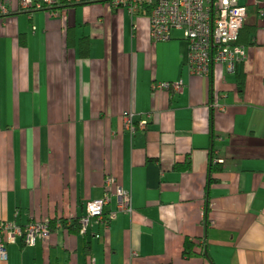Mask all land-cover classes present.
<instances>
[{
    "label": "crops",
    "instance_id": "0c3cea01",
    "mask_svg": "<svg viewBox=\"0 0 264 264\" xmlns=\"http://www.w3.org/2000/svg\"><path fill=\"white\" fill-rule=\"evenodd\" d=\"M22 2L0 0V220L83 218L106 196L116 216L34 245L18 237L0 264H264V0H239L252 17L237 73L214 64L203 78L182 36L152 41L148 16L100 0L30 14ZM212 152L225 163L216 182ZM186 237L206 250L185 259Z\"/></svg>",
    "mask_w": 264,
    "mask_h": 264
},
{
    "label": "built area",
    "instance_id": "2783aa9c",
    "mask_svg": "<svg viewBox=\"0 0 264 264\" xmlns=\"http://www.w3.org/2000/svg\"><path fill=\"white\" fill-rule=\"evenodd\" d=\"M80 1V0H76ZM96 1V0H91ZM108 1L114 8L126 9L132 16L149 13L151 38L155 43L171 40L174 30L184 32V39L189 42L187 68L192 76L207 77L214 64L225 67L228 75H235L238 67L244 63L249 51L233 46L239 31L252 17L249 5H241L239 0H101ZM48 6L55 4L54 0H46ZM42 4L35 0H23L22 9L33 12L41 9ZM144 12V13H145ZM143 13V14H144ZM264 18V13H260ZM169 88L168 83H156L154 88ZM177 90L182 87L177 84ZM225 110V106H220ZM126 128L135 133L133 115L125 116ZM146 127V122H143ZM110 202L109 196L93 200L87 205V214L82 218L86 227L92 219L102 218L105 207ZM118 211L130 212L131 197L128 192L120 189L118 192ZM111 213L109 218H114ZM62 225L58 222L57 228ZM18 237L25 239L28 245H34L37 238L49 240L51 229L49 222H35L21 227L13 222L0 220V260L8 259L7 247L16 242Z\"/></svg>",
    "mask_w": 264,
    "mask_h": 264
},
{
    "label": "trees",
    "instance_id": "16d2710c",
    "mask_svg": "<svg viewBox=\"0 0 264 264\" xmlns=\"http://www.w3.org/2000/svg\"><path fill=\"white\" fill-rule=\"evenodd\" d=\"M75 2H76V0H63V1H61V3L55 2V4H53L52 6H48V3L44 2L42 4L41 9L47 10V11L57 10V11H59V14L60 13L63 14L64 11H67L71 8H76V6H77L76 4L77 3L79 4V2H77V3H75ZM106 2H108V1H106ZM116 9H118V8H116ZM121 10H126V9H121ZM144 12L145 11H143V13ZM258 12L264 13V8L263 9L258 8ZM29 13L31 14V12H29ZM143 13L139 14V16L140 15H143V16L147 15V14H143ZM136 16H138V15H136ZM255 39H256V36H253V40H255ZM86 52H88V48L86 49ZM241 83L242 82H240V88L242 87ZM186 159H188V158H186ZM224 165H225V163H218V159H216L215 156H213V152H212V155L210 157V166H209V176H210L209 182H216L215 176L218 173L225 170ZM190 167H191V160L190 159H189V161H187V164L180 165V166L176 165V169H178V170H187ZM86 214H87V210H86ZM102 219L104 220L105 223L109 224V216L107 214H105V212L103 213ZM81 221H82V217H80V216H77V218L72 219V220H69L66 218H61V217L48 220L49 228L51 230L54 229L55 227H57V223L59 222L63 226V228H67L70 231V233L76 234V235H80L82 233V231L84 230V227H83ZM201 243H202V240H196L194 238L186 237L184 240V245H183V256H184V258L187 260H190L194 257L199 256L200 252L198 250V246L203 247L204 250H206L205 241H203L202 244ZM88 245H89V243H88Z\"/></svg>",
    "mask_w": 264,
    "mask_h": 264
},
{
    "label": "bare ground",
    "instance_id": "6f19581e",
    "mask_svg": "<svg viewBox=\"0 0 264 264\" xmlns=\"http://www.w3.org/2000/svg\"><path fill=\"white\" fill-rule=\"evenodd\" d=\"M239 3H240V2H239ZM241 5H242V4H241ZM243 31H244V29L242 28V29L239 31V34H238V36H237V39L234 40V41L232 42V45H233V46L240 47V48L247 49V50L249 51L247 44L244 43V42L242 41V34H243ZM172 34H173V32L171 33V40H172ZM183 37H184V36H183ZM171 40H170V41H171ZM157 44H161V43H157ZM215 65H217V64H215Z\"/></svg>",
    "mask_w": 264,
    "mask_h": 264
},
{
    "label": "rangeland",
    "instance_id": "374dc122",
    "mask_svg": "<svg viewBox=\"0 0 264 264\" xmlns=\"http://www.w3.org/2000/svg\"><path fill=\"white\" fill-rule=\"evenodd\" d=\"M144 14H147V15H144V16H148L149 17V13L148 12H145ZM173 35H180V36H184V32H181V31H177V30H174L173 31ZM183 39H184V37H183ZM184 41L186 42V45L188 46V52H189V42L186 40V39H184ZM188 61V60H187ZM186 61V62H187ZM156 84V83H155ZM155 84H154V86H155ZM155 89V88H154ZM144 122H146V121H144ZM143 123V122H142Z\"/></svg>",
    "mask_w": 264,
    "mask_h": 264
}]
</instances>
